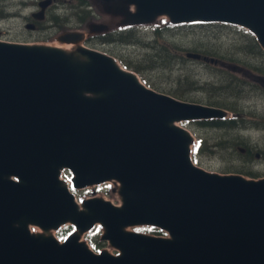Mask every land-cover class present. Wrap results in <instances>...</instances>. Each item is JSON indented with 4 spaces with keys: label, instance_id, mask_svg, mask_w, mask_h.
<instances>
[{
    "label": "water",
    "instance_id": "water-1",
    "mask_svg": "<svg viewBox=\"0 0 264 264\" xmlns=\"http://www.w3.org/2000/svg\"><path fill=\"white\" fill-rule=\"evenodd\" d=\"M103 3L131 25L239 26L264 52V0ZM56 40L71 47L0 40V264H264V177L196 165L181 126L229 113L148 87L83 33ZM104 184L119 204L71 191ZM97 226L118 254L83 239Z\"/></svg>",
    "mask_w": 264,
    "mask_h": 264
},
{
    "label": "rangeland",
    "instance_id": "rangeland-1",
    "mask_svg": "<svg viewBox=\"0 0 264 264\" xmlns=\"http://www.w3.org/2000/svg\"><path fill=\"white\" fill-rule=\"evenodd\" d=\"M23 24L24 21L21 20L0 22V27L22 26ZM157 32L160 33L159 36ZM134 34L135 38L132 42L119 41L118 44L107 47H100L93 43L84 44L115 57L126 69L128 68L125 62L143 67L155 65L154 70H148L143 74L137 73L134 68L128 70L138 74L144 84L158 92L171 95L169 91L178 89L177 81L182 77L180 90L186 92L187 102L203 105L217 102L229 108L230 105L236 106L243 115V123L239 122L241 124L239 131L226 128L208 129L193 122L181 124L197 138V146L193 148V160L196 165L210 172L240 174L249 179L264 177V88L259 81V78L264 77V58L244 49L252 47L249 45L253 41L252 35L241 27L227 24L208 27L172 26L166 18H161L153 25L140 28ZM0 36L5 40L9 38L21 40L24 37H28L29 39H26L28 41L37 39L29 37V33H0ZM36 42L61 45L55 38L52 41ZM185 51H202L215 58L223 56L225 57L222 58L224 62L240 69L204 65L185 58ZM151 59L152 61L145 62ZM231 79H238L245 83L234 80V86L225 89L227 85L229 86ZM219 87H224L223 92L216 90ZM199 146L203 150L200 154L194 152ZM244 147L251 149L252 154L243 156L238 148ZM255 153H261L263 157L257 160ZM247 158L249 162L246 161ZM67 174L70 176L69 173ZM112 187L111 184H104L73 192L79 202L82 199L103 197L118 204V197L112 193ZM150 229L152 228L138 227L132 230L156 236L167 235H159ZM73 230V227L67 226L54 234L59 240L64 241ZM102 232V228L97 226L83 239L93 249L96 246L94 249L96 252L107 249L113 254L116 253L117 251L110 248L107 242L100 241Z\"/></svg>",
    "mask_w": 264,
    "mask_h": 264
},
{
    "label": "flooded vegetation",
    "instance_id": "flooded-vegetation-1",
    "mask_svg": "<svg viewBox=\"0 0 264 264\" xmlns=\"http://www.w3.org/2000/svg\"><path fill=\"white\" fill-rule=\"evenodd\" d=\"M109 4L115 7L118 4V0H109ZM129 10L134 11V6H130ZM18 20L24 21V24L22 26L11 25L0 27V33H29V37L37 39L28 41L26 39L29 38L24 37L21 40H13L10 38L5 40L0 36V40L13 43H43L36 41H52L53 38L56 40L61 33H83L85 35L84 43H93L100 47H107L112 44H118L119 41H130V37L134 33H137L140 28L148 26L128 24L123 17L109 13L104 7L103 0H0V22ZM46 43L49 44V42ZM244 49L251 53L255 47H249V49L245 47ZM259 49L263 52L260 46ZM189 52L192 51H185V58L187 59H190L187 57V53ZM194 53L201 55L199 60H195L201 64L213 65L218 68L219 66H222L220 68L226 66L227 69H240L239 67L231 66L228 65L229 63L224 62L222 58L225 57L223 56L221 58H215L209 53L202 51ZM212 59L214 61H211ZM261 79L259 78V81ZM234 80L242 84L245 83L238 79ZM234 80L231 79L229 86L227 85L225 89L233 87L235 84ZM223 88L219 87L216 90L223 92ZM212 103L205 105L224 109L229 113V116L223 120L213 119L193 123H197L208 129H225L210 127L220 122L226 123L234 121L237 125H241L239 122H242L243 115L236 106L230 105L231 107L229 108V106L225 107L217 102ZM238 149L243 156L252 154L251 149L248 147ZM262 157L263 154L255 153V159L260 160ZM246 161L249 162L250 160L247 158Z\"/></svg>",
    "mask_w": 264,
    "mask_h": 264
},
{
    "label": "trees",
    "instance_id": "trees-1",
    "mask_svg": "<svg viewBox=\"0 0 264 264\" xmlns=\"http://www.w3.org/2000/svg\"><path fill=\"white\" fill-rule=\"evenodd\" d=\"M190 25H197V26H200V27H208V26H213V25H217V24H190ZM219 25H220V26H224V24H223V25H222V24H219ZM156 34H157V36L160 35V33H158V32H157ZM134 38H135V34H134L133 36L130 37V42H132V41L134 40ZM251 38H252L253 41H251V42L249 43V45L252 46V47H255V49H253L252 52H253L254 54L259 55V56H263V52L259 49V45H258V43L256 42L255 38L252 37V36H251ZM150 61H152V59L149 60V61H145V62L148 63V62H150ZM124 62H125V61H124ZM125 65H126V67H127L128 69H130V68H134L135 71H136L137 73H141V74L145 73V72L148 71V70L152 71V70H154V69L156 68L155 65H154V66H150V65H149L148 67H143L142 65H135V64H133V63H127V62H125ZM182 82H183V78L181 77V78H179L178 81H177V83H178V84H177V88H178V89H175V90H173V91L170 90V91H169V94H171L172 96H174V97H176V98H178V99H180V100H185V99H186V98H185V96H186V92L180 90ZM152 85L155 86L154 84H152ZM185 101H186V100H185ZM210 127H220V128H226V129H229V130H238V131H239V128H241V127H240L239 125H237L234 121H230V122H226V123L220 122V123H218L217 125L214 124V125H211ZM200 143H201V141H200ZM194 152L200 154L201 152H203V150H202L201 147L199 146V147H196V148H195V151H194ZM150 230L155 231V232L158 233V234H161V232L158 231V230H156V229H150ZM95 248H96V246H95Z\"/></svg>",
    "mask_w": 264,
    "mask_h": 264
},
{
    "label": "bare ground",
    "instance_id": "bare-ground-1",
    "mask_svg": "<svg viewBox=\"0 0 264 264\" xmlns=\"http://www.w3.org/2000/svg\"><path fill=\"white\" fill-rule=\"evenodd\" d=\"M62 45V44H61ZM61 45H57V46H61ZM65 45V44H64ZM61 47H64V46H61ZM70 46H65V48H69ZM263 178V177H262ZM259 179V178H258Z\"/></svg>",
    "mask_w": 264,
    "mask_h": 264
}]
</instances>
